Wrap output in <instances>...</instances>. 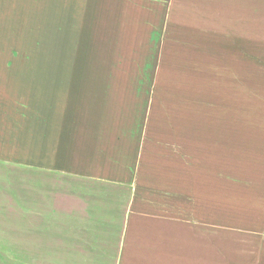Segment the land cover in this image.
<instances>
[{"label": "crops", "instance_id": "0c3cea01", "mask_svg": "<svg viewBox=\"0 0 264 264\" xmlns=\"http://www.w3.org/2000/svg\"><path fill=\"white\" fill-rule=\"evenodd\" d=\"M66 38L99 57L69 71L147 70L156 56L153 69L191 72L177 108L154 100L147 125L107 127L137 111L106 110L124 100L100 88L140 81L42 78L59 71L44 40ZM43 87L80 88L101 110L66 114L65 137L46 143L64 166L51 157L47 174L27 160ZM261 91L264 0H0V264H264Z\"/></svg>", "mask_w": 264, "mask_h": 264}, {"label": "rangeland", "instance_id": "374dc122", "mask_svg": "<svg viewBox=\"0 0 264 264\" xmlns=\"http://www.w3.org/2000/svg\"><path fill=\"white\" fill-rule=\"evenodd\" d=\"M48 41L44 40L46 51L43 53V62L44 64H54L56 65V71H46L43 72L47 76H42V78H56L55 80H66L67 75L69 73H72L74 78H89V79H122V80H139V86H118V87H102L101 90L104 91L102 95L107 96L108 99L110 96H117L120 98L121 101L124 100V102H120L119 104H112L111 101H108L107 104H105V109L108 110L109 108H113V106L116 105H123V107H126L124 111H137V115L135 112V115L133 118H123V119H117L114 122L113 120H102V123L106 122L107 127L109 126H115V124L120 127V122H122V125L125 127H136V126H143L148 124V120L145 118H142L139 116L138 112L143 113L144 109L147 107H150L151 102L155 100V105L158 107L165 106L167 109H170V106L174 109L177 108V99L179 95V90L181 89L178 86V81L180 80V77H189V74L191 72H182L178 70L174 71H168V70H162V69H153V67H157V57L155 56V61L152 63V65H147L149 67H152V69H145V70H122V71H101V70H93V71H69L74 70L75 66L79 63H87V64H95V66H98L99 63V57L97 54H91V55H82L80 53V46L78 43H76L75 39L66 38L59 40V43L53 44V48H50L46 43ZM58 50V52H57ZM145 66V65H141ZM73 68V69H72ZM69 71V72H68ZM193 73V72H192ZM189 88V87H188ZM87 90H89V96H93L94 90L98 89L95 87H86ZM187 89V88H186ZM252 89V94H255ZM71 90V94H68V91ZM258 94L260 89H256ZM261 94L264 95V91H261ZM101 95V96H102ZM68 96V97H67ZM88 96V97H89ZM164 96L163 98H158ZM106 98V97H105ZM139 100V101H138ZM127 101H131L128 103ZM138 101V102H137ZM110 103V104H109ZM32 103H28V152H27V160L28 165H32L31 161L34 162V159L37 157L39 162H42L44 164L42 173L47 174V169L50 167L48 166L49 160L51 157L54 158H63V166H64V160L66 158V150H55L51 151L49 149V145H46V143H50L51 141L53 143H58L59 139L62 137H65V134H63L67 127L71 125L72 117L69 118V116L72 115V111H80V110H86V112H92L94 110H100V105L98 101H93L88 99H84L82 97V91L79 88H68L67 87H43L42 92V107L39 105L38 112L42 114V126L37 125L35 126V123L38 122L37 119H39V116H37V119L35 118V108L31 105ZM103 104V103H101ZM104 110V109H103ZM71 111V112H70ZM101 111V110H100ZM66 114H70L69 116H66ZM137 117V118H136ZM162 117V116H161ZM69 118V119H68ZM136 118V119H135ZM262 120H264V115L261 117ZM78 119L76 118L75 123H77ZM156 126L161 124L163 121L166 122V124H170L171 120L168 119H155ZM70 123V125H68ZM37 128V129H35ZM58 131H62L60 133H57ZM39 133V136H38ZM41 133V134H40ZM53 133V135H52ZM60 134H63L62 136ZM59 135V136H58ZM37 137L41 138L39 140ZM37 138V139H36ZM35 142L38 144H42V149L36 151L35 150ZM38 147V145H36ZM39 147H41L39 145ZM65 147V146H64ZM24 168H26V171H24ZM34 168L32 167H18V166H12L11 167V174L12 175H19L20 173L24 174H34ZM38 173H41L39 171ZM20 174V175H22ZM20 185L19 181H12V191H17L18 186ZM17 216H12V219H16Z\"/></svg>", "mask_w": 264, "mask_h": 264}]
</instances>
